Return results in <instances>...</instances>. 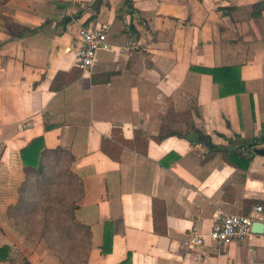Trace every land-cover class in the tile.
<instances>
[{
    "label": "crops",
    "instance_id": "crops-1",
    "mask_svg": "<svg viewBox=\"0 0 264 264\" xmlns=\"http://www.w3.org/2000/svg\"><path fill=\"white\" fill-rule=\"evenodd\" d=\"M262 1L8 2L10 11L0 14V247H11L16 264H61L8 215L24 180L21 149L41 135L48 147L75 156L85 189L77 217L92 231L88 264L129 256L131 264H264V233L224 247L184 245L191 229L207 235L224 215L249 214L264 202L263 154L242 168L187 139L195 129L219 146L237 134L263 136L264 10L252 15ZM96 26L108 28L113 46L98 52L90 72L52 90L58 72L79 70L80 29ZM224 65L239 66L234 82H243L227 95L212 74L195 69ZM115 128L127 140L140 130L146 151L124 145L118 158L104 152L103 138L116 142ZM155 198L165 203V233L155 230ZM107 232L113 237L104 254Z\"/></svg>",
    "mask_w": 264,
    "mask_h": 264
},
{
    "label": "trees",
    "instance_id": "trees-1",
    "mask_svg": "<svg viewBox=\"0 0 264 264\" xmlns=\"http://www.w3.org/2000/svg\"><path fill=\"white\" fill-rule=\"evenodd\" d=\"M125 3L130 8L134 7L132 0H125ZM263 10V1L255 3L252 15L260 17ZM78 69L73 72L64 70L58 72L51 89L59 90L65 84L81 76L82 69L79 67ZM195 69L212 74L214 81L219 83L221 95L235 92L230 89L231 86L242 82L241 79L234 82L235 76H238L240 72L239 66L224 65V67H197ZM195 130L198 134H203L202 131ZM170 134L186 137L189 132L171 131ZM141 135L142 132L137 130L135 138L127 140L119 134V129L115 128L113 137L116 142L104 137L102 149L113 158H118L124 145L144 153L147 142ZM165 136L161 134L154 138L162 140ZM228 141L229 146H219L213 143L209 135L206 139L202 137L198 139V142L202 143L206 149L222 152L228 163L247 168L256 153L257 145L264 142V134L259 139L252 140L237 134L236 138H228ZM21 158L24 164V180L17 189V202L9 205L8 215L21 222L34 237L45 238L48 247L59 257L61 264H88L92 248V231L88 224L77 217V210L85 189L82 177L73 170L75 156L70 150L61 146L48 147L45 137L41 135L33 138L21 149ZM255 202L261 203L260 201ZM35 212L38 213L41 227H36L34 215L31 216V213ZM153 213L155 230L165 233L166 207L162 200L154 199ZM160 219L164 221L163 229L159 227ZM112 237V232L105 234L102 248L104 254L111 250ZM10 250L9 245L0 247V258L16 264V259L11 257ZM120 264H131V257L129 256Z\"/></svg>",
    "mask_w": 264,
    "mask_h": 264
},
{
    "label": "built area",
    "instance_id": "built-area-1",
    "mask_svg": "<svg viewBox=\"0 0 264 264\" xmlns=\"http://www.w3.org/2000/svg\"><path fill=\"white\" fill-rule=\"evenodd\" d=\"M112 46L106 26L81 28L75 51L77 66L84 73L90 72L96 64L98 52L108 50ZM255 222H261L264 225V202L255 204L249 214L224 215L221 222L214 225L207 235L191 229L184 239V245L192 248L205 245L210 240L215 245L224 247L234 240H243L252 234Z\"/></svg>",
    "mask_w": 264,
    "mask_h": 264
},
{
    "label": "rangeland",
    "instance_id": "rangeland-1",
    "mask_svg": "<svg viewBox=\"0 0 264 264\" xmlns=\"http://www.w3.org/2000/svg\"><path fill=\"white\" fill-rule=\"evenodd\" d=\"M9 1L10 0H0V14H2L4 12H9L10 11V9L7 8V7H9V5H8V2ZM5 22L7 24H12L11 21H8V20L5 21ZM37 212L31 213V216L34 215V219H35V222L34 223H35L36 227H41L42 224H41V222L38 221V213ZM36 214H37V217H36ZM14 221H15L16 227L19 228L23 233H26L27 235L33 236V234L30 231H28L27 228L21 222H18L15 219H14ZM35 238L38 239V240L43 241V243H45L46 246L48 247V244H47V241H46L45 238H39V237H35Z\"/></svg>",
    "mask_w": 264,
    "mask_h": 264
},
{
    "label": "water",
    "instance_id": "water-1",
    "mask_svg": "<svg viewBox=\"0 0 264 264\" xmlns=\"http://www.w3.org/2000/svg\"><path fill=\"white\" fill-rule=\"evenodd\" d=\"M200 137L207 138V136L203 134H198L196 131H192L188 136L187 139L191 142H196ZM256 152L259 154L264 155V148H258L256 149ZM253 232L254 233H264V225L261 222H255L253 224Z\"/></svg>",
    "mask_w": 264,
    "mask_h": 264
}]
</instances>
